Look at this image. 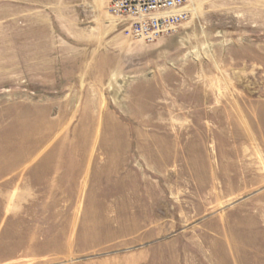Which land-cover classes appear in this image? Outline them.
Here are the masks:
<instances>
[{
	"label": "rangeland",
	"instance_id": "374dc122",
	"mask_svg": "<svg viewBox=\"0 0 264 264\" xmlns=\"http://www.w3.org/2000/svg\"><path fill=\"white\" fill-rule=\"evenodd\" d=\"M85 3L0 0V264H264V0H193L151 43ZM57 62L86 78L25 84ZM103 190L143 228L60 213Z\"/></svg>",
	"mask_w": 264,
	"mask_h": 264
},
{
	"label": "crops",
	"instance_id": "0c3cea01",
	"mask_svg": "<svg viewBox=\"0 0 264 264\" xmlns=\"http://www.w3.org/2000/svg\"><path fill=\"white\" fill-rule=\"evenodd\" d=\"M66 1V0H65ZM78 0H75L77 2ZM80 1V0H79ZM44 4V3H43ZM85 8L87 6L91 7V9H85V15H88V18L95 17L94 11L96 12V18H99V14L97 11L101 13V22L103 24L102 30L104 31L108 26L109 22V2L106 3L104 0H86L84 4ZM83 6V4L76 3L75 13L79 10L77 7ZM30 12V11H29ZM34 10L32 11V13ZM39 13V12H38ZM54 14V13H53ZM44 15H39L36 19H32V25H30V29H38V30H46L51 28V31H57V35L60 38H75L81 37L83 35V30L80 28V23L77 19L75 20H67L55 19L51 20L54 25L49 26V20L43 18ZM56 18L57 16L54 15ZM88 20V19H87ZM92 22V21H89ZM105 23V26H104ZM34 24H36L34 26ZM26 25V23H25ZM40 36H46L45 34H41ZM87 74H85V69L81 66L73 67L70 65H62L55 63L53 67L47 68L45 71L39 69L38 76L36 78L29 79L25 84L31 86H60V85H73L75 83H80L83 79H85ZM89 76V74H88ZM71 159V158H70ZM109 187V186H108ZM110 192V190H103L100 195L94 196L90 195L88 197V201H85V204L77 207L74 203V200L71 205H69L68 211L60 210V213L66 212L69 214H78L81 213L83 216L81 217L82 228L85 230L89 229H102V230H141L143 228L142 225V212L141 205H139V209L136 208L135 204L129 200L128 197H125L123 204L121 200H119V196ZM53 203H56V197H53ZM74 198V197H73ZM91 198V200H89ZM140 199V196L138 197ZM151 198H156L151 196ZM150 198V206L154 204L156 201H152ZM132 204V205H131ZM137 205V204H136ZM56 207V205H54ZM56 212V210H55ZM100 221L101 226L97 225H89L91 221ZM72 228V226H70ZM102 234V233H101ZM105 235V234H104ZM87 236V234L85 235Z\"/></svg>",
	"mask_w": 264,
	"mask_h": 264
},
{
	"label": "built area",
	"instance_id": "2783aa9c",
	"mask_svg": "<svg viewBox=\"0 0 264 264\" xmlns=\"http://www.w3.org/2000/svg\"><path fill=\"white\" fill-rule=\"evenodd\" d=\"M193 0H110L109 12L127 37L147 43L178 32L192 15Z\"/></svg>",
	"mask_w": 264,
	"mask_h": 264
}]
</instances>
